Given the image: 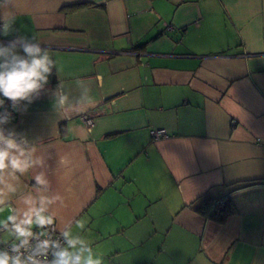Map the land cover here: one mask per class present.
Here are the masks:
<instances>
[{"label": "crops", "instance_id": "crops-1", "mask_svg": "<svg viewBox=\"0 0 264 264\" xmlns=\"http://www.w3.org/2000/svg\"><path fill=\"white\" fill-rule=\"evenodd\" d=\"M10 9L18 31L0 43L34 35L58 61L40 97L4 126L38 143L63 198L56 226L85 220L104 264H264V0H12ZM77 79L97 100L83 112L95 114L91 127L52 107L60 80L77 96ZM64 154L68 176L55 164ZM34 174L21 178L24 190ZM227 195L236 211L224 223L195 212Z\"/></svg>", "mask_w": 264, "mask_h": 264}, {"label": "clouds", "instance_id": "clouds-1", "mask_svg": "<svg viewBox=\"0 0 264 264\" xmlns=\"http://www.w3.org/2000/svg\"><path fill=\"white\" fill-rule=\"evenodd\" d=\"M11 3L12 0H0V35L5 37L18 31ZM53 69L59 73L58 61L34 35H17L6 45L0 43V264H104L93 242L82 234L86 232L85 220L56 226L55 208L63 198L51 190L43 170L47 161L38 154V143L4 127L12 119L4 107L5 98L14 111H27L45 90ZM75 85L79 89L77 96H71L61 80L52 91V107L61 119L97 104L87 82L77 79ZM51 147L48 145V149ZM55 164L65 176L73 171L68 154L59 156ZM33 172V186L24 190L21 178ZM73 224L79 231H74Z\"/></svg>", "mask_w": 264, "mask_h": 264}, {"label": "trees", "instance_id": "trees-1", "mask_svg": "<svg viewBox=\"0 0 264 264\" xmlns=\"http://www.w3.org/2000/svg\"><path fill=\"white\" fill-rule=\"evenodd\" d=\"M235 211L236 208L228 195L218 199L204 198L195 208L198 215L217 223H224Z\"/></svg>", "mask_w": 264, "mask_h": 264}, {"label": "built area", "instance_id": "built-area-1", "mask_svg": "<svg viewBox=\"0 0 264 264\" xmlns=\"http://www.w3.org/2000/svg\"><path fill=\"white\" fill-rule=\"evenodd\" d=\"M4 107L11 113V115H12L11 120L15 119L16 112L12 109L11 102L8 101L6 98H5V106ZM0 111H3V109H0ZM94 116H95V114L91 113V112L90 113H83L80 116V119L82 120V122L85 124L86 127H91L94 123ZM151 136L154 139H159V138H166L167 134L163 129H153L151 131Z\"/></svg>", "mask_w": 264, "mask_h": 264}]
</instances>
